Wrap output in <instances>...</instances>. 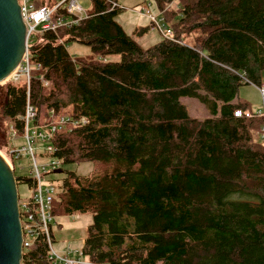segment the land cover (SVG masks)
Masks as SVG:
<instances>
[{
    "label": "trees",
    "instance_id": "16d2710c",
    "mask_svg": "<svg viewBox=\"0 0 264 264\" xmlns=\"http://www.w3.org/2000/svg\"><path fill=\"white\" fill-rule=\"evenodd\" d=\"M90 1L81 24L38 34L31 61L41 67L28 88L20 79L0 89V120L19 135L28 103L34 123L68 105L87 119L54 140L63 163L93 164L87 174L64 170L52 203L57 215L91 214L80 255L95 264H264V119L234 115L252 110L240 74L262 80L264 0H154L174 39L158 32L149 46L134 36L153 22L129 34L121 7ZM69 41L91 54L72 57ZM110 53L121 59L104 60ZM182 97L208 116L190 115ZM21 264H52L44 242Z\"/></svg>",
    "mask_w": 264,
    "mask_h": 264
},
{
    "label": "built area",
    "instance_id": "2783aa9c",
    "mask_svg": "<svg viewBox=\"0 0 264 264\" xmlns=\"http://www.w3.org/2000/svg\"><path fill=\"white\" fill-rule=\"evenodd\" d=\"M111 8L121 7L116 0H108ZM20 15L25 25V48L21 55L20 61L15 68L7 75L6 80L10 78L13 81H19L21 75L26 76L27 88L32 75V70L39 69V63L34 64L31 61V48L34 46L39 33L52 31L56 32L60 27H72L81 24L88 16L87 9H84L79 0H17ZM149 3L143 9L160 33L170 39H174V33L171 29L161 27L158 14L149 10ZM62 41L61 39H59ZM33 64V65H32ZM44 84L42 74L39 75ZM244 83H250L256 86L259 91L262 105L257 110L236 109L235 116L254 117L259 116L264 119V81L255 84L242 73L240 74ZM29 91L27 90V93ZM72 107L63 108L57 113L51 110L50 115L46 117L42 123H34L37 108L31 104H27L24 119V128L21 135L25 134L27 145L17 147L12 150L15 157L18 158L22 154L27 158L28 170L32 183L28 184L31 195L30 198L20 202L18 199V209L20 214V224L22 233V256L30 248L38 246L39 241L44 242L46 247V258L52 264H95L87 260H83L80 256L71 258L68 255L70 247L67 246L64 252H60L54 246L53 225H58L59 215L53 213L52 203L57 194L56 179L52 176L54 169L59 168L63 163L62 157L56 155L58 146L54 140L60 132L72 131L84 128L87 125L85 117H73L71 113ZM11 134L16 133V129L12 126ZM261 144L264 146V124L259 134ZM37 155L43 158L50 156L52 160L49 163L38 161ZM0 156L12 169L14 166L10 159L5 155ZM8 161V162H7ZM22 163V162H21ZM24 169V168H18ZM15 175V174H14Z\"/></svg>",
    "mask_w": 264,
    "mask_h": 264
},
{
    "label": "rangeland",
    "instance_id": "374dc122",
    "mask_svg": "<svg viewBox=\"0 0 264 264\" xmlns=\"http://www.w3.org/2000/svg\"><path fill=\"white\" fill-rule=\"evenodd\" d=\"M154 0H117V2L120 4L122 11L117 16V20L125 27L126 31L131 34L133 29L136 26H146V25H152L150 22V18L146 15V10L143 8L147 6L149 3V10L152 13H155L154 10L156 9V4L153 3ZM80 4L84 9H90L91 7V1L90 0H79ZM147 3V4H145ZM174 6V5H173ZM159 29L157 30L156 27L150 26L148 29V32L142 36H134V38L142 45V46H149L153 44L158 36H159ZM185 42L188 44L192 43V37L185 36ZM68 52L71 54L72 57H84L91 54V50L89 46L81 44L76 41H69L67 42L66 46ZM121 59V55L118 53H110L107 54L104 58L106 61H119ZM33 65V64H32ZM262 76L264 77V71L262 72ZM20 79H24L26 81V76L21 75ZM15 82L13 80L7 79L6 81L0 82V89L4 87V83L6 82ZM17 82V81H16ZM27 82V81H26ZM239 95L241 97H244L251 103V109L257 110L261 107L262 102L260 98L259 91L257 90L256 86L250 83H244L243 86L239 89ZM182 102L186 105L189 114L198 117L203 118L208 116V112L206 111L204 105L196 98L194 97H182ZM67 107H72L71 105H68ZM65 107V108H67ZM7 131V142L5 146H0V154H5L11 161L12 167L14 166V174L16 177H29L30 173L28 168V161L23 154L16 158L14 152L12 150L14 148L22 147L26 144L25 134H11L12 125L10 122L5 118L0 120V132ZM3 143V142H1ZM37 159L40 162L43 163H49L52 158L50 156L46 157H39L37 155ZM8 162V161H7ZM22 162V163H21ZM18 168H24V169H18ZM59 168H63L64 170H71L75 171L77 174H87L89 173L92 168L93 164L92 162H69V163H62ZM54 174L52 177L54 179L61 178L62 174ZM56 182L57 179H56ZM56 184V183H55ZM18 195L20 202L24 201L25 199L30 198L31 191L28 187V184L26 183H18L17 185ZM233 199H240V200H250L249 195H239L234 194L232 195ZM59 215V214H58ZM59 225H53L52 231L54 236V246L56 249H58L60 252H64L66 247H70V251L68 252V255L73 257H81L83 260H86L82 255H80V250L83 244L84 237L86 235V231L88 228V225L91 223V214L90 213H80V214H72V215H59L58 218ZM63 248V249H62ZM66 253V251H65ZM88 261V260H87ZM90 262V261H89ZM64 264V263H62Z\"/></svg>",
    "mask_w": 264,
    "mask_h": 264
},
{
    "label": "water",
    "instance_id": "95a60500",
    "mask_svg": "<svg viewBox=\"0 0 264 264\" xmlns=\"http://www.w3.org/2000/svg\"><path fill=\"white\" fill-rule=\"evenodd\" d=\"M25 48V25L17 0H0V81L15 68ZM56 174L63 168H56ZM17 178L0 156V264H21L22 233Z\"/></svg>",
    "mask_w": 264,
    "mask_h": 264
},
{
    "label": "bare ground",
    "instance_id": "6f19581e",
    "mask_svg": "<svg viewBox=\"0 0 264 264\" xmlns=\"http://www.w3.org/2000/svg\"><path fill=\"white\" fill-rule=\"evenodd\" d=\"M4 80L6 81V77H5L4 79H2L1 81H4ZM1 81H0V82H1Z\"/></svg>",
    "mask_w": 264,
    "mask_h": 264
},
{
    "label": "crops",
    "instance_id": "0c3cea01",
    "mask_svg": "<svg viewBox=\"0 0 264 264\" xmlns=\"http://www.w3.org/2000/svg\"><path fill=\"white\" fill-rule=\"evenodd\" d=\"M158 40V39H157ZM262 80H264V77L262 76ZM244 98V97H243ZM246 99V98H245ZM63 249V248H62Z\"/></svg>",
    "mask_w": 264,
    "mask_h": 264
},
{
    "label": "clouds",
    "instance_id": "9594fccd",
    "mask_svg": "<svg viewBox=\"0 0 264 264\" xmlns=\"http://www.w3.org/2000/svg\"><path fill=\"white\" fill-rule=\"evenodd\" d=\"M17 178V177H16ZM59 225V224H58Z\"/></svg>",
    "mask_w": 264,
    "mask_h": 264
}]
</instances>
